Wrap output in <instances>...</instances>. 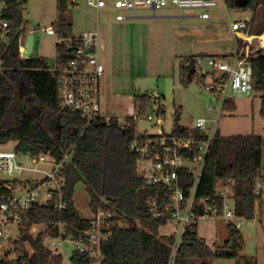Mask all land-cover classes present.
<instances>
[{"label":"built area","instance_id":"2783aa9c","mask_svg":"<svg viewBox=\"0 0 264 264\" xmlns=\"http://www.w3.org/2000/svg\"><path fill=\"white\" fill-rule=\"evenodd\" d=\"M225 0H86L87 5L97 11L110 9L118 22L130 19L133 12L151 11L154 15L164 10L178 9L198 12L197 17L209 22L211 10ZM70 9L77 0H69ZM12 5L0 0V74L6 70L9 49L18 38L19 59L26 62L27 38L35 35L25 22L18 29L11 19ZM254 16L244 20L231 21L230 28L236 50L229 55L194 56L193 67L196 76L203 81V88L212 95L208 111L211 118H199L194 126L185 127L187 134L165 132L162 128V114L156 113L161 130L157 134L140 132L139 116L106 117L101 106V78L105 73L102 53L105 45L99 31H88L81 36L61 37L56 23L45 29L48 36L56 39V47L65 48L61 61H50L49 72L58 80L60 107L63 111L79 115L87 123L102 118L107 125L115 122L124 131L135 130V136L128 145L137 156V172L149 187L158 189L148 201L147 217L171 224V253L167 264H177L186 238L199 221L223 219L228 225L240 231L241 221L235 210L230 191L218 188L215 195L199 199V186L205 172L207 159L211 154L219 131L220 120L235 103V98L251 95L255 90L254 67L251 56V35ZM262 37H259L261 39ZM263 46V40L260 41ZM34 53V51H33ZM205 57L209 69L200 68ZM151 103L162 100L160 92L152 91L148 96ZM162 105V104H160ZM156 112V111H155ZM149 122L154 116H147ZM11 150L0 145V264H16L20 249L33 253L32 242L60 257V264H106L105 249L109 244L115 222L121 217L112 208L90 212V218L79 236L73 235L64 221L68 209L64 189L66 181L62 175L69 166L73 148L67 150L61 160L50 153L18 151L17 143ZM10 144V143H9ZM261 187L258 184V190ZM221 201L222 203L220 204ZM52 207L59 215L54 222H32L35 207ZM259 205L257 204V209ZM90 211V210H89ZM121 221L118 222V225ZM66 244L74 246L69 257L64 255Z\"/></svg>","mask_w":264,"mask_h":264},{"label":"trees","instance_id":"16d2710c","mask_svg":"<svg viewBox=\"0 0 264 264\" xmlns=\"http://www.w3.org/2000/svg\"><path fill=\"white\" fill-rule=\"evenodd\" d=\"M12 5L11 19L18 29L23 23L19 11L25 0H1ZM264 0H249L246 6L257 8ZM228 8H237V0H225ZM239 8V7H238ZM59 21L56 28L61 37H73L69 0H57ZM256 12V11H255ZM256 14L254 15V21ZM260 36L264 31H260ZM18 38L8 51L6 70L0 74V145L17 143L18 151L50 153L56 160L73 148L69 166L62 175L66 181L64 189L68 209L63 215L70 232L79 236L87 221L75 205V189L82 184L89 197V210L112 208L121 217L115 222L113 234L106 246V264H167L171 253V237L159 238V230L167 223L147 217L148 201L158 189L149 187L137 172V156L128 145L135 130L124 131L115 122L107 125L102 118L87 123L79 115L63 111L60 107L59 84L49 72L50 61L32 58L26 62L19 59ZM65 48L58 47L57 60L65 57ZM194 57L182 62L186 82L193 80L188 74L193 68ZM254 67L255 90L261 96L260 114L264 118V47L251 56ZM26 86L29 88L26 90ZM135 109L139 116L150 106L146 95L135 96ZM235 109L234 102L228 110ZM164 113L163 108L158 113ZM174 116L177 134H187ZM264 138L259 135L223 137L218 134L197 197L215 195L218 188L229 189L235 202L238 216L254 220L260 213L262 189L258 190L262 173ZM220 204L222 203L219 201ZM32 222L58 219L52 207H35ZM121 221L122 224L118 225ZM229 236L222 247L212 250L197 233V225L187 235L181 248L177 264H199L214 258L240 260L243 258L241 232L228 225ZM33 253L19 251L16 264H60L61 259L44 249L40 242H32ZM251 260V259H247Z\"/></svg>","mask_w":264,"mask_h":264},{"label":"rangeland","instance_id":"374dc122","mask_svg":"<svg viewBox=\"0 0 264 264\" xmlns=\"http://www.w3.org/2000/svg\"><path fill=\"white\" fill-rule=\"evenodd\" d=\"M70 10L74 36L98 30L105 45L102 53L105 73L101 78L100 98L104 116H133L136 95L148 96L154 90L160 92L162 100L150 104L144 112L145 116L138 121L139 131L151 135L161 130L156 119V113L161 108L164 113L159 119L163 120L162 128L168 133L174 126L175 115L180 117L179 123L185 127L194 126L199 118L213 116L208 111L212 95L204 90L202 79L195 75L192 81L186 82L181 66L186 58L198 55L234 53L236 44L230 20H244L256 14L251 30V35L255 37L251 50L264 47L260 43L261 39L264 43V35H259L260 31H264L263 2L254 10L251 7L228 8L219 1L218 7L211 10L212 18L209 22L199 19L198 12L178 9L164 10L155 15L151 11L134 12L133 15L147 18L118 22L112 10L97 11L90 8L86 0H77ZM19 11L25 26L35 29L33 57L53 62L57 56L56 39L46 35L45 29L60 20L57 0H25ZM200 68L209 69L205 57L201 60ZM26 90L30 91L27 86ZM234 104L235 109H227L220 120L221 136L255 134L264 138L260 94L252 92L251 95L238 96ZM149 114L154 116V121L147 120ZM13 146L14 143H10L4 148L11 150ZM258 184L263 191L260 213L254 220H242L240 232L243 237V254L264 264V180H259ZM74 200L82 217L90 218V201L82 184L76 187ZM226 228L223 220L218 221V225L213 220L198 223L199 236L205 238L212 249L216 240L225 238ZM172 232V225H165L160 228L158 237ZM216 245L219 246V243ZM73 248L72 244H66L64 255L69 257ZM211 261L210 264H237L235 259L214 258ZM203 263L206 262L201 261L199 264Z\"/></svg>","mask_w":264,"mask_h":264},{"label":"crops","instance_id":"0c3cea01","mask_svg":"<svg viewBox=\"0 0 264 264\" xmlns=\"http://www.w3.org/2000/svg\"><path fill=\"white\" fill-rule=\"evenodd\" d=\"M139 12V11H138ZM134 13V12H133ZM133 13H131L130 14V19H146L147 17H143V16H140V15H133ZM214 55H216V54H214ZM220 220H223V219H219V220H213V222L215 223V225H218V221H220ZM208 221V220H207ZM210 221H212V220H210ZM224 221V220H223ZM200 222V221H199ZM198 222V223H199ZM198 223H197V233H198ZM225 223H226V226H227V228H226V230H227V233H226V236H225V238L224 239H220V240H216L215 242H214V244H215V246H214V249H212L210 246H209V244H208V242H207V240L205 239V238H203V237H201V236H199V233H198V236L200 237V238H202V239H204L205 240V242L207 243V245L212 249V250H215L216 248H218V247H222L224 244H225V242L227 241V239H228V236H229V231H228V223L225 221ZM217 228H218V226H217ZM242 235V234H241ZM243 238V237H242ZM219 243V246L218 245H216V244H218ZM243 258H241L240 260H237V264H259L258 263V261L256 260V259H254V258H250V257H248L247 255H244L243 254V251H242V255H241ZM247 259H251V260H247ZM212 262V261H211ZM211 262H209V261H207L206 263H203V264H210Z\"/></svg>","mask_w":264,"mask_h":264},{"label":"water","instance_id":"95a60500","mask_svg":"<svg viewBox=\"0 0 264 264\" xmlns=\"http://www.w3.org/2000/svg\"><path fill=\"white\" fill-rule=\"evenodd\" d=\"M249 3V0H237V5L240 8H245ZM34 43H35V36L34 34H30L27 38V53L25 57L31 58L34 51ZM193 74H195V68L191 69V72L188 74V78H190Z\"/></svg>","mask_w":264,"mask_h":264}]
</instances>
